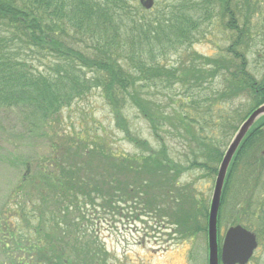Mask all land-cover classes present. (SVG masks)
I'll return each instance as SVG.
<instances>
[{
	"label": "trees",
	"instance_id": "16d2710c",
	"mask_svg": "<svg viewBox=\"0 0 264 264\" xmlns=\"http://www.w3.org/2000/svg\"><path fill=\"white\" fill-rule=\"evenodd\" d=\"M154 3L147 11L137 0H0L2 133L44 150L23 156L24 173L0 197V204L8 197L0 205V264H106L92 228L120 217L122 204L132 221L167 219L181 242L206 232L197 222L206 207L193 185L179 188V180L195 171L214 176L223 151L209 129L221 128L228 139L264 104V80L247 71L264 0ZM217 16L225 19L228 46L215 57L194 53L200 28ZM94 91L135 153L119 156L105 136L61 127V110ZM128 110L143 120L156 148L132 128ZM261 126L264 118L239 146L221 205L239 170L250 179L246 193L263 178ZM168 139L191 158H173ZM256 208L260 228L253 232L264 241V204Z\"/></svg>",
	"mask_w": 264,
	"mask_h": 264
},
{
	"label": "rangeland",
	"instance_id": "374dc122",
	"mask_svg": "<svg viewBox=\"0 0 264 264\" xmlns=\"http://www.w3.org/2000/svg\"><path fill=\"white\" fill-rule=\"evenodd\" d=\"M263 20L264 13L259 17L258 25L253 32V34L257 35L255 36L256 43L250 47V51L247 54V71L257 82L264 80ZM224 23L225 19L217 16L213 19L212 24L202 26L198 40L192 45L191 50L198 55L208 57L219 55L229 44L230 34L222 28ZM33 63L35 66L38 64L37 61ZM247 99L245 98L244 102H239L240 105L246 103L244 109L248 105ZM228 111H231V108ZM60 114L61 127L63 125V127L68 129L72 127L75 130H86L88 133L105 136L111 150L115 151L119 156L135 153L132 146L123 140V135L115 129L110 110L104 105L97 91L91 92L90 96L80 103L73 102L69 107L63 108ZM125 116L132 128L135 126V128L140 130L141 138L156 148V144L143 120L139 119L135 112L130 110L125 112ZM2 126L6 127L5 131L9 129V126L5 124H2ZM16 128L19 129V127ZM211 132L219 140L218 146L220 150L225 152L231 137L227 139V137L223 136L224 131L221 128L209 129V134ZM176 142L175 140H167L169 154L173 158L186 161L185 158L190 157L188 150ZM24 144L30 148L35 145L30 140L24 141ZM24 144L18 139L10 138L9 134L2 133L0 125V146L3 147V151L0 150V162H5L3 164L0 163V197L7 193L24 173L20 167L23 156L29 158L35 154L37 156L44 154L43 149L34 150L32 148L31 151L30 148H23ZM16 148H19L18 151L15 150ZM7 152H12L13 158L10 160L2 158V155ZM241 173L239 170L231 177L223 203L219 209V244H221L225 231L232 226L241 224L246 228L250 227L249 229L252 231L260 228L259 216L255 213V210H257V205L264 204V176L261 180L259 179L260 182L256 185L252 194V191L246 193L250 185V179L241 177ZM262 175H264V172ZM213 182V175L206 176L195 171L184 174L180 178L178 186L180 188L183 185L186 187L193 185L197 201L206 207L205 210H208ZM7 198H4L2 203ZM167 206L164 205V208ZM122 208L120 217L114 219L108 217L105 221H101L97 227L92 228L94 236H96L97 241L106 252V264H207L206 232L197 234L193 239L181 242L176 229L167 223V219L158 220L154 219V217L150 219L145 215L144 218L132 221L130 218L132 213L129 212V206L122 204ZM200 213L201 215L200 217L198 215L197 222L205 227V213L204 218L203 212L200 211ZM257 241L258 247L248 264H264V241H259L258 238Z\"/></svg>",
	"mask_w": 264,
	"mask_h": 264
},
{
	"label": "water",
	"instance_id": "95a60500",
	"mask_svg": "<svg viewBox=\"0 0 264 264\" xmlns=\"http://www.w3.org/2000/svg\"><path fill=\"white\" fill-rule=\"evenodd\" d=\"M138 2L145 10H150L153 6V0ZM263 116L264 104L253 110L240 124L218 166L207 215L208 264H247L257 248L256 236L253 233L241 226H234L225 232L218 252L217 218L224 182L234 155L251 128Z\"/></svg>",
	"mask_w": 264,
	"mask_h": 264
},
{
	"label": "flooded vegetation",
	"instance_id": "af4514ba",
	"mask_svg": "<svg viewBox=\"0 0 264 264\" xmlns=\"http://www.w3.org/2000/svg\"><path fill=\"white\" fill-rule=\"evenodd\" d=\"M260 130L264 131V126H261V127H260ZM261 155H264V151H262V152L260 153V156H261Z\"/></svg>",
	"mask_w": 264,
	"mask_h": 264
}]
</instances>
